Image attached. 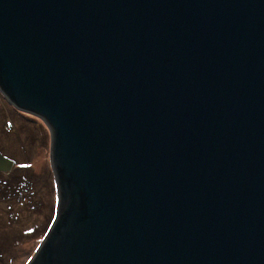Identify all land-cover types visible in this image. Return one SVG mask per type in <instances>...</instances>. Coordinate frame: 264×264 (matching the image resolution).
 Returning <instances> with one entry per match:
<instances>
[{
	"label": "water",
	"instance_id": "95a60500",
	"mask_svg": "<svg viewBox=\"0 0 264 264\" xmlns=\"http://www.w3.org/2000/svg\"><path fill=\"white\" fill-rule=\"evenodd\" d=\"M0 90L53 138L28 264H264V0H0Z\"/></svg>",
	"mask_w": 264,
	"mask_h": 264
},
{
	"label": "rangeland",
	"instance_id": "374dc122",
	"mask_svg": "<svg viewBox=\"0 0 264 264\" xmlns=\"http://www.w3.org/2000/svg\"><path fill=\"white\" fill-rule=\"evenodd\" d=\"M3 92L0 90V152L15 160V168L24 167L23 171L33 176L28 183L34 193L26 203L37 213L31 218V214L20 212L21 195L14 185L0 187V264H28L42 245V238L36 235L48 230L56 216L58 195L51 162L53 138L43 119L19 111ZM11 130H18L21 144L29 149L13 144ZM25 155L28 157L23 160ZM23 193L30 194L25 190Z\"/></svg>",
	"mask_w": 264,
	"mask_h": 264
},
{
	"label": "trees",
	"instance_id": "16d2710c",
	"mask_svg": "<svg viewBox=\"0 0 264 264\" xmlns=\"http://www.w3.org/2000/svg\"><path fill=\"white\" fill-rule=\"evenodd\" d=\"M11 127H13V125ZM11 127H9V128H11ZM29 127L33 131V128L31 126H29ZM12 131L13 130H11V132L10 131L9 132L11 133V138L13 139L12 141H14L13 144L17 145V146H21V147H25L26 146L28 148L27 145L21 144V142L19 140L20 139V134L18 133V130L13 131V133H12ZM3 153L6 155L5 152H3ZM7 156H8V154H7ZM27 157H28V155H25V156L22 157V159L25 160ZM21 169L22 170H19L18 167H17V168H15V171L13 173L9 174V175L0 174V187H2V188L5 187L4 186L5 184H6V186L7 185L8 186L14 185V187L16 188L18 194L20 193V195L22 197V198L19 197L20 200H21L20 212H27V213L31 214V218H32L33 215L36 214L37 212H34L32 210L31 211L27 210V205H26L27 204L26 201H29L30 198H31L30 195H32L34 193L33 192L34 189L32 188V185L30 186L29 183H28V182H31V180H29V177L32 176V175H28L29 173H27V170L24 172L23 171V170H25L24 167H22ZM22 186H25V189ZM23 190L27 191L30 194H24ZM40 225L41 224H39V226ZM45 232H42L41 234H43V233L45 234ZM39 233H34V234H39ZM36 236H39V235H36Z\"/></svg>",
	"mask_w": 264,
	"mask_h": 264
},
{
	"label": "bare ground",
	"instance_id": "6f19581e",
	"mask_svg": "<svg viewBox=\"0 0 264 264\" xmlns=\"http://www.w3.org/2000/svg\"><path fill=\"white\" fill-rule=\"evenodd\" d=\"M20 111V110H19ZM22 112V111H21ZM9 158V157H8ZM9 159H11V158H9ZM11 160H13L14 162H15V160L14 159H11ZM15 166H16V162H15ZM27 205V208L29 209V205L28 204H26ZM29 211H31V209H29ZM47 233H48V231L46 230V232H45V236L47 235ZM42 234H39V237H41L42 238V240H41V243L43 242V240H44V238L45 237H42L41 236Z\"/></svg>",
	"mask_w": 264,
	"mask_h": 264
},
{
	"label": "flooded vegetation",
	"instance_id": "af4514ba",
	"mask_svg": "<svg viewBox=\"0 0 264 264\" xmlns=\"http://www.w3.org/2000/svg\"><path fill=\"white\" fill-rule=\"evenodd\" d=\"M15 171V168H14V170L11 172V173H13ZM10 173V174H11ZM0 174H3V175H9V174H5L4 172H2V171H0Z\"/></svg>",
	"mask_w": 264,
	"mask_h": 264
}]
</instances>
